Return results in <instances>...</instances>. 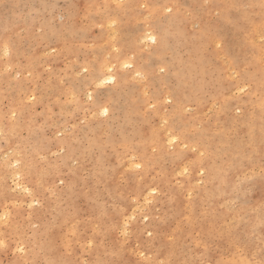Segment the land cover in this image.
I'll list each match as a JSON object with an SVG mask.
<instances>
[{
	"label": "rangeland",
	"instance_id": "rangeland-1",
	"mask_svg": "<svg viewBox=\"0 0 264 264\" xmlns=\"http://www.w3.org/2000/svg\"><path fill=\"white\" fill-rule=\"evenodd\" d=\"M0 133V264H264V0H0Z\"/></svg>",
	"mask_w": 264,
	"mask_h": 264
},
{
	"label": "snow or ice",
	"instance_id": "snow-or-ice-1",
	"mask_svg": "<svg viewBox=\"0 0 264 264\" xmlns=\"http://www.w3.org/2000/svg\"><path fill=\"white\" fill-rule=\"evenodd\" d=\"M120 6L121 5H119V4L117 5V7H120ZM166 11L170 13L172 10H171V8H167ZM112 24H115V21H113ZM146 38L148 40L152 41L153 43H155V40H156L155 36L149 34ZM3 55L4 56H8L9 55V48H8L7 44H5L4 47H3ZM125 67L126 68H131V65L125 64ZM85 71H86V69H85ZM109 71H111V69H109ZM139 75H140V73H137V76H139ZM111 81H112V77H109L107 81H101V84L109 83ZM240 91L243 92L244 89H240ZM107 112H108V109L106 107L102 109V113L103 114H107ZM13 115H15V113H13ZM0 135H2V133H0ZM176 142H177V139L175 137H173L171 140H169L170 144H173V143H176ZM194 151H195V149H194ZM201 155H203V153H201ZM137 167H139V165H137ZM184 171L187 172V169H185ZM262 179H264V177H262ZM3 219H5V217L0 216V220H3ZM145 219H147V217H145ZM149 235H151V233H149ZM4 247H7V245L5 244V242L3 240H0V248H4ZM19 251H23V248H20Z\"/></svg>",
	"mask_w": 264,
	"mask_h": 264
},
{
	"label": "bare ground",
	"instance_id": "bare-ground-1",
	"mask_svg": "<svg viewBox=\"0 0 264 264\" xmlns=\"http://www.w3.org/2000/svg\"><path fill=\"white\" fill-rule=\"evenodd\" d=\"M238 2V1H237ZM134 4V3H133ZM132 5H130V7H131ZM133 7V6H132ZM226 11V10H225ZM115 15V14H114ZM135 38V37H134ZM246 41V40H245ZM101 72V71H100ZM101 75V74H100ZM109 77H112V81H113V79H114V76L111 74V73H109L107 76H105V77H102V76H99V78L101 79V80H104L105 79V81L106 80H108V78ZM98 78V77H97ZM94 80H96V79H94ZM111 81V82H112Z\"/></svg>",
	"mask_w": 264,
	"mask_h": 264
}]
</instances>
